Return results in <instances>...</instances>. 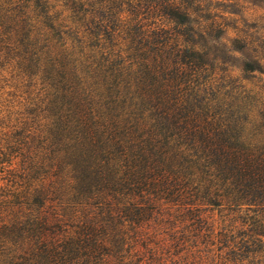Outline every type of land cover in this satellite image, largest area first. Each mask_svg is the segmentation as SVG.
I'll list each match as a JSON object with an SVG mask.
<instances>
[{"label": "trees", "instance_id": "obj_1", "mask_svg": "<svg viewBox=\"0 0 264 264\" xmlns=\"http://www.w3.org/2000/svg\"><path fill=\"white\" fill-rule=\"evenodd\" d=\"M87 1L93 6L112 0ZM30 2L39 30L60 37L50 0H17L3 7V24L29 36ZM67 2L76 10L84 5ZM127 4L136 17L148 13L175 24L171 29L135 26L140 59L121 79L133 89L128 93L135 120L147 138L131 130L130 142L115 143L113 149L99 142L79 145L69 156L75 174L68 187L58 181L62 162L56 167L49 157L48 164L39 160L36 168H55L52 185L45 183L48 169L32 176L37 185L0 194V264H264V109L258 140L242 138L238 130L242 120L250 122L248 114L243 118L241 110L228 109L217 118L211 113L201 79L214 74L213 58L201 41L215 35L193 25L192 0ZM120 12L97 9L96 28L104 18L117 20ZM243 72L250 79L254 72L264 74V66L258 59L246 61ZM56 114L55 126L63 130L66 117ZM65 188L74 192L69 204L81 206L70 216L52 204ZM221 205L252 213L244 231L236 225L241 215L217 221L214 207Z\"/></svg>", "mask_w": 264, "mask_h": 264}, {"label": "rangeland", "instance_id": "obj_2", "mask_svg": "<svg viewBox=\"0 0 264 264\" xmlns=\"http://www.w3.org/2000/svg\"><path fill=\"white\" fill-rule=\"evenodd\" d=\"M50 1L54 7L51 13L58 14L60 37L39 30L42 26L37 22L33 2L27 9L29 36L18 29L14 31L8 27L11 24H3L5 20L0 18V161L9 160L0 164V194L23 190L30 182L37 185L39 181L32 176L48 171L49 167L38 169L36 164L39 160L50 163L47 157L55 166L62 162L64 169H60L58 181L68 187L71 175L75 174L73 164H68L71 163L69 156L79 145L90 143V147L99 142L113 149L115 143L130 142L131 130L142 134L143 130L138 128L144 125L136 123V106L128 93L133 89L128 90L121 82L140 59L134 41L135 26L141 22L145 29H171L175 25L153 14L138 17L130 14L127 11L130 0L94 2L93 6L81 0L84 5L80 10L67 0ZM192 1L196 9L192 14L195 28L198 31L212 29L215 35L201 41L210 48L214 71L209 79H201L207 88L202 95L205 101L210 99L211 113L217 118L226 115L228 109L241 110L243 118L248 114L250 122L242 120L238 126L242 138L244 135L261 139L264 74L254 72L250 79H244L243 64L258 59L264 66V0ZM16 2L0 0V14L5 13L3 7ZM102 6L106 13L121 12L115 17L117 20L104 18L100 21L102 26L96 28L100 17L95 11ZM236 44L243 45V49L235 50ZM116 61L121 63L114 64ZM56 77L62 80L58 85ZM58 111L66 117L67 126L63 124V130L55 126ZM143 138H147L146 133L142 134ZM54 170L50 168L44 178L47 185H52L56 179ZM62 193L52 204L70 216L81 206L69 204L74 198L70 188ZM244 209L233 213L226 205L215 206L214 216L220 221L221 216L241 215L236 225L243 226L244 231L251 221L248 215L252 214ZM68 216L66 219L71 223ZM246 263L243 260V264Z\"/></svg>", "mask_w": 264, "mask_h": 264}]
</instances>
